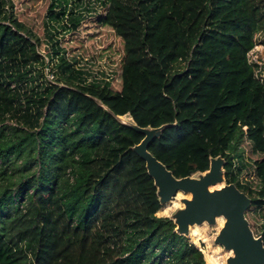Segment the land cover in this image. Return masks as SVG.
I'll list each match as a JSON object with an SVG mask.
<instances>
[{"label":"trees","instance_id":"trees-1","mask_svg":"<svg viewBox=\"0 0 264 264\" xmlns=\"http://www.w3.org/2000/svg\"><path fill=\"white\" fill-rule=\"evenodd\" d=\"M263 32L264 0H0V264H207L156 216L144 134L115 115L165 125L147 150L176 178L223 157L264 244ZM78 57H108L110 77Z\"/></svg>","mask_w":264,"mask_h":264},{"label":"water","instance_id":"water-1","mask_svg":"<svg viewBox=\"0 0 264 264\" xmlns=\"http://www.w3.org/2000/svg\"><path fill=\"white\" fill-rule=\"evenodd\" d=\"M122 124L144 134L143 139L133 150L145 161L148 174L153 178L156 194L160 204L177 191L189 192L191 199L180 213L171 219L175 225L174 231L188 235L189 225L200 224L203 221L215 222L216 217L225 219L216 241L226 250L233 253L226 259L227 264H264V244L261 236L255 237L245 210L250 206L251 199L241 192L233 183H226L218 188L209 189L224 180V158L220 155L211 157L209 167L202 172L176 178L163 163L157 160L148 150L149 142L158 137L165 125L159 127H139L127 115H115Z\"/></svg>","mask_w":264,"mask_h":264},{"label":"rangeland","instance_id":"rangeland-1","mask_svg":"<svg viewBox=\"0 0 264 264\" xmlns=\"http://www.w3.org/2000/svg\"><path fill=\"white\" fill-rule=\"evenodd\" d=\"M258 46L250 53V61L254 63L256 73L261 79L264 81V32L260 33L257 37ZM58 58L59 56H54L52 67L54 70L53 72L56 73L58 71L59 76L61 77H69L72 79H75V81H82L83 78V72L80 73H74L73 76H69L68 72L65 71L63 68L62 70L58 68ZM79 62V65L84 68L85 71H87V81H91L92 79H102L105 77H110L111 72L110 70L113 68V66L110 63L109 58L104 57L103 59H94V58H77L76 59ZM67 70V69H66ZM46 72V68H45ZM51 73V72H49ZM46 78L47 74L45 73ZM76 77V78H75ZM128 116V115H127ZM7 125H15L14 120H7L4 122ZM20 165V164H18ZM247 173H249V170H247ZM245 176L249 177V174H246V171H243L242 174L239 176L241 179H243ZM227 183L226 178L224 177V180L222 182H218L214 185H209V188L214 189L218 188L217 186L225 185ZM233 183V182H232ZM236 188H238L241 192L245 193V187L238 184L233 183ZM162 199L164 202L161 204L160 209L156 212V216L159 217H172L174 214H179L181 209H184L186 205L189 203L191 199V194L189 192H183V191H177L175 194L169 196L168 198L165 195H162ZM188 202V203H187ZM256 224L263 223L264 224V218H261L258 216L255 218ZM224 218L222 217H216L215 222L209 223L207 221H203L200 224H192L188 226L187 232L188 235L186 237L187 241L191 243L190 241L195 240V247L199 251H201L204 261L207 264H211L206 260L207 254H212L216 258V264H227L226 259L233 255L230 251L223 248L222 245H220L216 238L219 234L221 226H223ZM199 238H197L196 236ZM194 236V237H193Z\"/></svg>","mask_w":264,"mask_h":264},{"label":"built area","instance_id":"built-area-1","mask_svg":"<svg viewBox=\"0 0 264 264\" xmlns=\"http://www.w3.org/2000/svg\"><path fill=\"white\" fill-rule=\"evenodd\" d=\"M48 80L53 82L54 81V75L53 73H49L48 68H46V72ZM146 264H173L171 259L168 258L167 256L163 257V259H152L149 262H147Z\"/></svg>","mask_w":264,"mask_h":264},{"label":"bare ground","instance_id":"bare-ground-1","mask_svg":"<svg viewBox=\"0 0 264 264\" xmlns=\"http://www.w3.org/2000/svg\"><path fill=\"white\" fill-rule=\"evenodd\" d=\"M208 171V170H207ZM220 183V182H219ZM221 185H219V186H217V187H220ZM210 190H211V188H209ZM188 203V202H187ZM224 222H225V219H224ZM223 225H224V223H223Z\"/></svg>","mask_w":264,"mask_h":264}]
</instances>
